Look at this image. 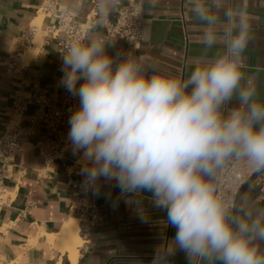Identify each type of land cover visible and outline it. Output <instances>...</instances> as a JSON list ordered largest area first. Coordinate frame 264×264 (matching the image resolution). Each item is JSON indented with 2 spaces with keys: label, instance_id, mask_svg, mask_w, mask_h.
Wrapping results in <instances>:
<instances>
[{
  "label": "clouds",
  "instance_id": "9594fccd",
  "mask_svg": "<svg viewBox=\"0 0 264 264\" xmlns=\"http://www.w3.org/2000/svg\"><path fill=\"white\" fill-rule=\"evenodd\" d=\"M193 16L204 48L218 51L197 58L186 79L131 53L109 55L98 36L70 43L60 83L79 105L67 141L85 192L98 196L101 181L115 182L144 222L146 193L166 211L176 232L153 264L177 251L189 264H264V210L229 203L217 182L232 164L264 171V100L243 71L248 14L201 0Z\"/></svg>",
  "mask_w": 264,
  "mask_h": 264
},
{
  "label": "crops",
  "instance_id": "0c3cea01",
  "mask_svg": "<svg viewBox=\"0 0 264 264\" xmlns=\"http://www.w3.org/2000/svg\"><path fill=\"white\" fill-rule=\"evenodd\" d=\"M84 21L90 11L89 0H61ZM127 0H119L111 7L102 0V10L89 15V29L85 39L102 38L109 55L120 54L121 42L106 34L103 21L114 19V9ZM143 8L140 60L154 63L162 74L187 78L197 58L212 56L218 49L208 51L201 43L202 25L193 16V5L201 0H141ZM40 0H0V133L12 115L13 92L47 90L51 110L57 108L65 93L60 83L64 53L55 40L44 43L36 55L12 72L7 67L14 43L34 23L40 29L53 23V19L38 12ZM234 10L248 14L251 43L245 52L246 76L253 80L260 99L264 100V0H228ZM41 16V18H40ZM38 20L37 22H35ZM82 82V81H81ZM235 104V101L233 102ZM33 110L29 106L28 112ZM44 136L38 128L25 144L24 152L7 167L1 180L9 192L10 201L0 207V264H153V258L162 254L176 232L166 224V211L151 205L146 193L143 199L147 222L136 208L120 196L115 182L101 181L98 203L110 200L104 209V220L96 226L78 220L81 244L72 263L68 252L60 250L58 234L71 211L70 166L79 158L71 147L61 159L50 164L43 162V145L37 141ZM256 187L251 185L242 195L240 203L264 210V201L255 199ZM110 194V196L108 195ZM49 235H55L54 241ZM167 264H189L185 254L177 251Z\"/></svg>",
  "mask_w": 264,
  "mask_h": 264
},
{
  "label": "built area",
  "instance_id": "2783aa9c",
  "mask_svg": "<svg viewBox=\"0 0 264 264\" xmlns=\"http://www.w3.org/2000/svg\"><path fill=\"white\" fill-rule=\"evenodd\" d=\"M90 11L84 21H78L74 12L68 9L61 0H40L38 12L53 19V23L40 29L42 35L40 48L44 43L55 40L58 50L65 53L70 43L84 41L89 29V15L102 10V0H89ZM114 19L103 21L106 34L120 40V55L131 53L140 59L142 42L143 8L141 0H127L125 4L114 9ZM38 27L31 29L18 37L14 43L12 55L7 62L10 71L16 72L23 65L21 55L27 48L35 47L34 38ZM79 105V99L72 96L66 89L57 108H51V99L44 88L35 92H24L18 89L12 96V115L0 133V207L10 201L9 192L1 184L2 176L7 167L25 150V144L38 128L44 129V136L37 141L43 145V162L45 165L61 159L64 152L70 148L67 141L69 131L68 120L71 111ZM29 106L33 110L28 112ZM76 159L70 168L71 179V211L80 216V221L88 226H96L104 220V209L111 206L110 200L104 204L98 203V196L82 188L83 177L79 174L81 164ZM255 172L243 164H232L222 170L217 177L220 193L226 201H235L240 187ZM251 185L256 187L255 199L264 201V171L260 172Z\"/></svg>",
  "mask_w": 264,
  "mask_h": 264
},
{
  "label": "bare ground",
  "instance_id": "6f19581e",
  "mask_svg": "<svg viewBox=\"0 0 264 264\" xmlns=\"http://www.w3.org/2000/svg\"><path fill=\"white\" fill-rule=\"evenodd\" d=\"M37 21L38 20H36L35 22ZM34 24L36 25L37 23ZM35 40H34L35 47L27 48L25 52L21 55V58L24 62L33 58L36 55L37 50L40 48L41 41L40 40L35 41ZM79 219L80 216L73 214L69 218V220L64 223L58 234V240L60 242V250L63 252L65 251L68 252L72 263H74L76 260L78 254V247L81 244V238L79 236V229L77 225ZM48 237L50 241H54L56 238L55 235H49Z\"/></svg>",
  "mask_w": 264,
  "mask_h": 264
},
{
  "label": "water",
  "instance_id": "95a60500",
  "mask_svg": "<svg viewBox=\"0 0 264 264\" xmlns=\"http://www.w3.org/2000/svg\"><path fill=\"white\" fill-rule=\"evenodd\" d=\"M263 172V171H261ZM260 172H255L253 173L246 181L245 183L240 187V189L237 192V195L235 197V203L239 204L241 197L243 193L251 186L252 181L255 179V177L259 174Z\"/></svg>",
  "mask_w": 264,
  "mask_h": 264
},
{
  "label": "rangeland",
  "instance_id": "374dc122",
  "mask_svg": "<svg viewBox=\"0 0 264 264\" xmlns=\"http://www.w3.org/2000/svg\"><path fill=\"white\" fill-rule=\"evenodd\" d=\"M40 18H41V16H40ZM38 27V31H37V36L35 37V41H37V40H40L41 41V39H40V37H41V35H42V32L40 31V27H39V25L37 26ZM40 41H38V42H40Z\"/></svg>",
  "mask_w": 264,
  "mask_h": 264
}]
</instances>
